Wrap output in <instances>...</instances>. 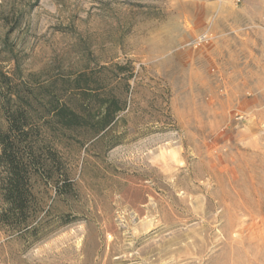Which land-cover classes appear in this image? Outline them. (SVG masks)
Here are the masks:
<instances>
[{"label":"rangeland","instance_id":"1","mask_svg":"<svg viewBox=\"0 0 264 264\" xmlns=\"http://www.w3.org/2000/svg\"><path fill=\"white\" fill-rule=\"evenodd\" d=\"M244 20L264 33V0H0L19 93L0 132L47 166L28 225L0 166V264H264V34L243 46Z\"/></svg>","mask_w":264,"mask_h":264},{"label":"trees","instance_id":"2","mask_svg":"<svg viewBox=\"0 0 264 264\" xmlns=\"http://www.w3.org/2000/svg\"><path fill=\"white\" fill-rule=\"evenodd\" d=\"M11 78L0 70V97L4 101L5 113L9 118V104L14 100L11 94L18 98V91L11 93ZM6 89V93H4ZM62 113V110L59 109ZM12 121L6 131L0 132V166L3 169V189L5 199L9 203V214L20 217L22 224L28 225L26 219V203L29 200V180L33 170H47V166L41 160L39 150L27 147L18 136L14 134ZM54 160V159H53ZM46 172V171H45Z\"/></svg>","mask_w":264,"mask_h":264},{"label":"crops","instance_id":"3","mask_svg":"<svg viewBox=\"0 0 264 264\" xmlns=\"http://www.w3.org/2000/svg\"><path fill=\"white\" fill-rule=\"evenodd\" d=\"M243 29L242 31L240 32L241 34V38H243L242 40V43H243V46H248L249 44V39H252L254 37V34L256 35H259V33L261 34L262 32L257 28V29H247L246 27H248V21L247 20H244L243 21ZM264 34V33H262Z\"/></svg>","mask_w":264,"mask_h":264}]
</instances>
